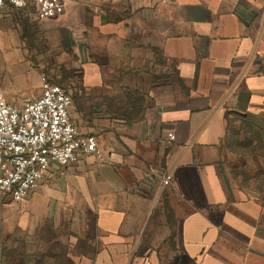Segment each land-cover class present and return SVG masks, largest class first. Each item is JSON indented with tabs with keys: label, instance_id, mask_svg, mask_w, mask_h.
Instances as JSON below:
<instances>
[{
	"label": "crops",
	"instance_id": "crops-1",
	"mask_svg": "<svg viewBox=\"0 0 264 264\" xmlns=\"http://www.w3.org/2000/svg\"><path fill=\"white\" fill-rule=\"evenodd\" d=\"M43 73L78 76L72 116L103 157L52 165L12 203L25 225L47 205L92 214L80 264H264V192L228 172L231 140L250 122L264 135V0H67L50 19L8 6L5 99L38 97Z\"/></svg>",
	"mask_w": 264,
	"mask_h": 264
},
{
	"label": "built area",
	"instance_id": "built-area-1",
	"mask_svg": "<svg viewBox=\"0 0 264 264\" xmlns=\"http://www.w3.org/2000/svg\"><path fill=\"white\" fill-rule=\"evenodd\" d=\"M66 3L0 0V11L8 6L34 8L39 19H50L63 14ZM41 85L40 95L22 105L8 102L0 89V192L16 202L39 188L52 165L68 166L90 154L103 157L96 136L79 132L69 90L46 75ZM172 179L171 173L164 174L163 185Z\"/></svg>",
	"mask_w": 264,
	"mask_h": 264
},
{
	"label": "rangeland",
	"instance_id": "rangeland-1",
	"mask_svg": "<svg viewBox=\"0 0 264 264\" xmlns=\"http://www.w3.org/2000/svg\"><path fill=\"white\" fill-rule=\"evenodd\" d=\"M24 14L29 15L28 12H20L21 17L28 20ZM31 38L30 32L29 43L34 45ZM37 40L42 45L40 37ZM27 58L34 66L41 63L36 53H27ZM43 75L46 74H41L40 78ZM62 75L53 79L72 94L73 88L78 86V76ZM70 78L74 79V84L68 81ZM247 128L248 131L239 141L231 140L234 156L228 164V172L240 185L264 192V135L257 131L258 127L252 122ZM15 202L0 192V264H80L73 257L93 248L75 236L76 232L83 230V223L92 222V214L69 211L55 214L53 207L47 205L42 208L39 220L33 223L31 216L28 218L30 222L27 220L25 225L24 218L18 217L12 209Z\"/></svg>",
	"mask_w": 264,
	"mask_h": 264
}]
</instances>
